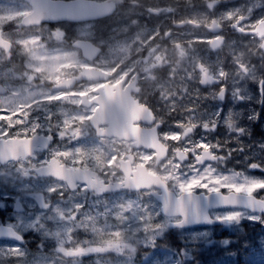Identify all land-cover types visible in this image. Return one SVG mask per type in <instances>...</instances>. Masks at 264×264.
Listing matches in <instances>:
<instances>
[{"label": "flooded vegetation", "instance_id": "flooded-vegetation-1", "mask_svg": "<svg viewBox=\"0 0 264 264\" xmlns=\"http://www.w3.org/2000/svg\"><path fill=\"white\" fill-rule=\"evenodd\" d=\"M15 3L22 9L19 17L14 19L9 13ZM181 3L186 7V0ZM173 4L174 0H123L119 5L122 19L109 25L106 30L104 25L98 24V20L79 22L32 18L28 24H24L25 16L32 13L40 17L36 14L44 6L49 8L51 3L39 8L28 0H0V16L9 14L0 19V43L9 45L8 48L0 46V97L12 101L14 105L13 87L24 84L30 87L28 90L37 92L23 105L19 102L20 109L16 113L11 114L8 109L10 105L3 104L4 113L11 115L10 119L0 112V226H12L24 236L23 244H15L2 238L0 242L23 247L28 252L27 258L45 255L46 236L44 228L40 232L38 213L45 214L46 211L41 210L37 204L38 194L45 191L40 187H33L26 192L20 188L15 190L16 185H11V182H26L34 186L33 184L53 180L42 174V168L54 157L73 167L83 165V161L75 162L79 156L76 153L73 154L75 159L58 153L59 149L66 147L65 144L75 146L74 140L80 137L86 138V152L91 156L94 154L93 142L103 150L113 148L116 156H119V163L127 164L132 161L129 165L131 175L138 166L144 165L150 173L162 178L174 194L189 193L183 199L185 206L200 208L196 200L200 194L205 193H255L252 189L248 192L244 184L242 189H238L235 176L226 182H222L221 177L224 178L229 172L240 176L264 177V151L263 156L253 157V150L259 149L258 145L261 146V151L264 150L262 142H259L264 132L253 129L249 117V114L252 115L254 97L250 86H258V107L261 108L264 104V34L262 30L253 32L264 17L254 22L253 16L241 15L234 20L229 31L225 27V44L230 39L232 43L228 49L226 45L216 52L221 54L217 55L221 60L219 65L208 67L210 73L216 76V84H201V76L205 70L201 66L206 62L198 59L197 79L192 87L186 89L184 85L180 88L175 83L183 78L182 71L186 67V61L165 62L166 55L158 52L159 45L155 43L153 28L158 27L159 20L178 24ZM193 5L194 10H197L196 6L199 5ZM118 17L116 13L106 21L116 20ZM189 18L186 14V20L179 22L185 24L178 26H206ZM124 20L130 25L121 24ZM144 27L149 29H142ZM110 31L119 33L115 36L122 37L123 40L119 42L130 44L119 61H104L109 53V43H116L105 38V34ZM166 35L171 36L172 31L167 30ZM79 40L97 42L102 48L101 54L97 57L92 54L89 59L86 58L77 44ZM163 44L168 52L166 41ZM177 47L180 48L181 45L177 44ZM35 48L42 50L43 58L31 55V50ZM185 55L183 52L181 56L184 60ZM209 58L213 59L214 56L211 54ZM168 64L175 65L169 68ZM11 71L17 73L18 77L12 76ZM254 73L258 78H254ZM230 79L234 81L230 82ZM224 90L225 93L222 94ZM175 99L180 106L171 110L169 106ZM108 100L136 103L135 110H114L117 116H142V107L139 105L146 106L143 110L147 111V118L153 120L152 124L136 122L131 125V128L143 132L138 139L110 135L118 131L123 133V129L128 126L125 121L113 119L116 115L112 111L108 115L96 117L99 116L97 112L101 103ZM181 102L185 105L182 106ZM80 111L84 113L83 116ZM180 115L185 116L184 121L175 124L176 116ZM260 122L261 120H257L255 124ZM256 136L258 140L255 139ZM159 143L165 148L161 147L166 157L161 161H158V150L153 148ZM69 145L67 148H71ZM15 146H23L25 150L16 152ZM6 159L10 160L4 162ZM97 170L106 182L124 179L123 175L121 179L110 178ZM120 172L123 173L121 169ZM156 183L150 190H123V193L149 192L154 199V206L159 209L161 196L165 191L157 187L160 183L158 179ZM87 192L94 198L117 194L102 196L96 192ZM51 200L53 203L55 196ZM17 202L21 204L19 208L16 206ZM85 211L86 208H82L78 214ZM235 211L249 210L230 206L213 208L209 213L214 217H229L228 214L233 215ZM11 213L30 218L31 221L20 223L17 217L10 216ZM173 219L180 220L181 217ZM42 223L45 225L44 217ZM216 227L210 228L215 230ZM230 234L234 236L235 232L231 231ZM162 239L171 240V236H163ZM179 240L185 242L186 237ZM62 250L66 254H75L74 251L85 253L84 248L79 250L77 247ZM80 261L81 264H86L83 258ZM181 264H186V256L181 258Z\"/></svg>", "mask_w": 264, "mask_h": 264}, {"label": "rangeland", "instance_id": "rangeland-1", "mask_svg": "<svg viewBox=\"0 0 264 264\" xmlns=\"http://www.w3.org/2000/svg\"><path fill=\"white\" fill-rule=\"evenodd\" d=\"M218 1L219 5L212 10H210L206 5L210 2V0H186L187 4L197 3L199 5L197 10H194V8L188 9L189 7H185L181 1L179 3H175L173 4L175 8L174 14L176 16L175 21L176 23H179L183 19L186 20V14H188L190 16L189 19H192L200 25H210L214 20H217L221 25L230 28L234 20L241 15L246 14L248 16H253V18H255L254 22H257L264 17V1ZM202 4H205V6L202 7ZM12 13H14L13 16L20 14L19 12H16V9L13 10ZM8 15L9 14L0 16V19ZM175 28L177 27L174 26L173 23L166 20H159L158 27L153 28L155 29L154 36H156L155 43H158L160 46V48L158 46V52L166 55L165 62L177 63L180 61H186V67H184L183 71L181 70L183 78L175 83L176 86L183 87L184 85L185 87H189L197 79V60L206 59L209 64L215 65L217 62H221L219 56H217L221 54L214 53V58H209L211 52L206 51L205 47H209L212 35L206 28L196 26H190L187 28L180 27L178 28L179 30L173 31L172 36L169 38L165 36L168 29L174 30ZM166 40L169 41V45L171 47L167 50L168 52L165 51L163 44ZM186 41L188 43L196 42L199 45L198 47H192L186 45ZM178 43H181V49L177 48L176 45ZM231 43L232 40L230 39L227 43V49ZM109 46V53L105 56L104 61L114 62L121 59L124 51L127 46H130V44L128 42H116L109 43ZM182 51L186 54L185 60L184 57L181 58ZM31 55L40 59L44 57L42 50H38L36 48L31 50ZM174 65L175 64H168L167 66L170 68ZM217 65H219V63H217ZM177 67L180 68V65L177 64ZM217 69L220 71L219 66ZM10 74L14 77L17 76L12 71ZM254 78H258V76L255 74ZM233 81L234 80L230 79V82ZM250 89L251 93L254 94V97H252V115L249 114V117L252 122L253 129L257 131H264V104L261 108L258 107V86H250ZM176 91L179 93L178 90ZM36 93L37 92L28 90V87L25 85L13 87V98L15 104L13 105L12 101L2 99L0 97L1 115L7 117L8 119L11 118V115H6L4 113L5 108L3 104L10 105L8 109L11 111V114L12 112L16 113L20 109V106L18 107V103L20 102L21 105H23L28 98L31 97V95ZM25 94L28 96L24 97ZM13 98L11 97V100ZM181 104L182 106L185 105L184 102H181ZM179 106L180 103L175 99L171 101L169 108L173 110ZM83 115L84 113H82V116ZM257 115L261 118L257 119ZM184 119V115H180L178 117L176 116L174 123L179 124V122L184 121ZM257 120H261V122L259 124H255ZM256 138L258 137L256 136L255 139ZM85 139V137L78 138V140L75 141V146L73 148L64 147L59 149L58 153L61 155L64 154L70 159H75L73 154L76 153L79 155L75 160L76 163L83 161L85 162V166L99 169L110 178L121 179L123 174L120 172L119 156H116L115 153L110 154L101 149L97 146L96 142H93L94 154L91 156L86 152L87 143L84 142ZM262 142L264 145L263 138ZM258 147L259 149L253 150L254 158L263 156L261 146L258 145ZM56 150L57 149L55 148V152ZM115 175H118V177H115ZM233 176V173H229L224 178L230 180ZM238 179V189H242V184H244L246 186L245 189H248L247 191L252 189L253 192H259V194H262L264 197V191H262L264 190L263 176L254 177L250 175H241ZM221 180L222 182H226V180ZM15 183L11 182V185ZM33 185L47 191L48 194L68 191L66 186L59 181L47 180L43 184L37 183ZM22 187L32 189V187L29 188V184L26 182L22 184ZM18 188V186H14L15 190H18ZM86 192L85 188H82L78 192L71 193L69 195L71 198L68 202H65L66 198H63L62 200L58 199L55 202L53 209L45 214L46 227L44 229V233L46 234V239H50L55 243H49L47 245L45 255L40 254L38 257L27 259L26 255L28 252H26V249L17 245H5L0 243V264H81L78 257L60 251V248L62 247L69 250L75 247H84V250L87 252L91 250H99V253L106 252V248L109 247L108 250L115 253H109V258L105 260L104 264H181V258L177 261V259L173 256L172 251H164V248H158L156 246L154 239L161 236L165 232L166 225L164 220L158 219L159 209L154 206V199L149 195V193H143L142 195L138 194L136 196H133L134 194L130 193L127 195L122 194L119 197L94 198ZM84 203L88 204L86 211L82 214H77L75 218L72 212L73 209L82 207ZM234 215L235 219L241 222V224L246 220L252 222L254 220L260 221V223H255L258 225V232L261 233V236L259 237L260 244L250 246V241L245 243L247 247V262H249V264H264V258L253 257L254 255L264 254V219H261L264 214L237 212ZM10 216L17 217L19 222H22L23 224L31 221L30 218L18 216L15 215V213H11ZM38 217L42 224V213H39ZM149 218L151 219L149 220ZM67 220L70 222L72 221L74 224H68L66 222ZM241 224L236 226L234 230L242 232L243 229ZM42 228L43 227L40 228L41 233L43 232ZM208 238L209 233L207 230L191 231L189 234V239L191 241H189L190 243H186V247H183L181 253L182 258L186 256V264H239V260H241L242 256L238 255V252L229 253L225 256L226 258L219 260H217L218 258L207 259V257L214 256H208L209 254L204 252L208 249L207 245L202 244V241H205ZM249 247L250 251L248 250ZM121 248L123 249L122 252H120ZM52 249H54V251H52ZM87 252L86 254L88 255ZM136 252H138L137 255ZM96 259H98V262L95 261L96 264H103L99 262L101 259L100 256L96 257Z\"/></svg>", "mask_w": 264, "mask_h": 264}, {"label": "water", "instance_id": "water-1", "mask_svg": "<svg viewBox=\"0 0 264 264\" xmlns=\"http://www.w3.org/2000/svg\"><path fill=\"white\" fill-rule=\"evenodd\" d=\"M37 6L42 2L43 0H32ZM117 2H120L119 0ZM66 7H63L64 10L68 13H70L71 15H73L75 18L76 16H78V19H88V18H98V17H103L106 16L110 13L113 12L114 8H115V3L112 1H104V2H96V1H83L80 2L79 5L73 4L72 2H70ZM215 3H211L210 7L212 8L214 6ZM211 29L215 32L219 31V27L214 25L213 27H211ZM258 30H262L263 34H264V23H262ZM217 41V40H216ZM218 45L215 46V48ZM88 52V50L86 51V53ZM209 81H205L204 84H207ZM120 108H126L128 110H133V105L129 102L126 101L124 103V100H119V102L117 103V107L114 106V102H111L109 105L100 108V110L98 111V117H102L104 115H108L109 111H112L114 113L113 110L115 109H120ZM115 114V113H114ZM142 116H138V118L136 119H146V113L142 112ZM125 117H129V118H134V116L132 115H126ZM113 119H119L118 116H113ZM63 167L65 168H59L57 165H52L50 167L47 168V170L44 171L43 174L45 175H53L57 178H61L64 179L68 182V184L70 185V187L72 189L76 188V183L78 181H82V182H88L90 184V189L94 190L97 189L100 193H105V192H109V190H120L122 189V187L120 185L117 186H106V187H101L102 186V182H98L97 180L94 183H90L91 180L89 178L90 175V171H83L81 169L79 170H71V169H67L66 166L63 165ZM72 173V174H70ZM128 182H130L127 187L128 188H132V189H140V188H145V185L143 184V182H141L139 180V182L133 181V180H129ZM42 200V196H40ZM216 195H214V199H216ZM252 206L256 209H260V211H264V201L262 200H258L255 203L252 204ZM209 208V207H208ZM208 208H205L206 210ZM204 214V213H203ZM205 217V214H204ZM3 231H0V236H4V237H8V238H14L16 240H19V238L16 236V232H14L13 230H9L10 228H6V227H2ZM7 229V231H5Z\"/></svg>", "mask_w": 264, "mask_h": 264}, {"label": "snow or ice", "instance_id": "snow-or-ice-1", "mask_svg": "<svg viewBox=\"0 0 264 264\" xmlns=\"http://www.w3.org/2000/svg\"><path fill=\"white\" fill-rule=\"evenodd\" d=\"M259 115H257V119H259ZM231 219V217H229ZM261 219H264V216L261 217ZM210 221L207 218L202 217L200 214L199 210L197 208L189 206L188 211L185 212V217H184V223L178 225L179 227H186V226H193L197 224H205L209 223ZM214 223H220L222 221L216 220V221H211ZM254 223H260L259 220H254ZM225 247L230 243V241H222L221 242ZM235 255V254H233Z\"/></svg>", "mask_w": 264, "mask_h": 264}]
</instances>
